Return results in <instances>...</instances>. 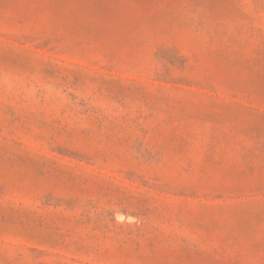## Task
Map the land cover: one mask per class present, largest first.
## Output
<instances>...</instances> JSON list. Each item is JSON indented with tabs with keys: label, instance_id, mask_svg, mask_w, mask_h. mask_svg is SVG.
<instances>
[{
	"label": "rangeland",
	"instance_id": "374dc122",
	"mask_svg": "<svg viewBox=\"0 0 264 264\" xmlns=\"http://www.w3.org/2000/svg\"><path fill=\"white\" fill-rule=\"evenodd\" d=\"M0 264H264V0H0Z\"/></svg>",
	"mask_w": 264,
	"mask_h": 264
}]
</instances>
